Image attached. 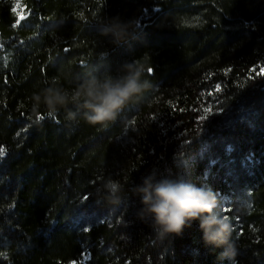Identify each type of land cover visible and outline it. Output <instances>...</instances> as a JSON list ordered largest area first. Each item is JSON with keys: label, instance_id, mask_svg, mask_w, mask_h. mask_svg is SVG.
<instances>
[{"label": "trees", "instance_id": "16d2710c", "mask_svg": "<svg viewBox=\"0 0 264 264\" xmlns=\"http://www.w3.org/2000/svg\"><path fill=\"white\" fill-rule=\"evenodd\" d=\"M0 0V264H228L199 222L161 240L128 193L100 203V175L128 187L184 175L216 191L237 264H264V0ZM135 20L115 45L94 18ZM106 55V57H104ZM140 59L154 85L108 127L34 109L52 78ZM124 212L127 227L117 223Z\"/></svg>", "mask_w": 264, "mask_h": 264}, {"label": "clouds", "instance_id": "9594fccd", "mask_svg": "<svg viewBox=\"0 0 264 264\" xmlns=\"http://www.w3.org/2000/svg\"><path fill=\"white\" fill-rule=\"evenodd\" d=\"M93 21L99 25L100 35L108 37L112 44L120 45L137 38L135 20L114 16L97 17ZM146 72L151 75L153 69L140 59H132L118 63L114 72L93 66L77 77L72 88L52 78L33 94L34 109L39 110L43 105L50 115L63 109L69 125L78 123L82 117L90 125L106 128L130 105L151 102L149 94L154 85L144 78ZM97 180L96 196L100 203L109 206L110 214L117 212V206L131 192L142 204L138 218L153 228L157 238L165 240L174 234L180 235L198 221L205 245L222 248L217 258L237 264L235 226L225 214L220 195L210 186H198L190 178L171 172L159 178L150 172L141 184L130 188L127 181L121 182L112 175H100ZM121 213L117 223L127 227L125 213Z\"/></svg>", "mask_w": 264, "mask_h": 264}, {"label": "rangeland", "instance_id": "374dc122", "mask_svg": "<svg viewBox=\"0 0 264 264\" xmlns=\"http://www.w3.org/2000/svg\"><path fill=\"white\" fill-rule=\"evenodd\" d=\"M15 7H16V9H17L18 11L20 10V9H19V8H20L19 0H15ZM19 12H20V11H19ZM227 208H228V207L224 205V209H225V211L227 210Z\"/></svg>", "mask_w": 264, "mask_h": 264}, {"label": "snow or ice", "instance_id": "6c2138e0", "mask_svg": "<svg viewBox=\"0 0 264 264\" xmlns=\"http://www.w3.org/2000/svg\"><path fill=\"white\" fill-rule=\"evenodd\" d=\"M48 115H50V114H48ZM0 155H3V150L2 149H0Z\"/></svg>", "mask_w": 264, "mask_h": 264}]
</instances>
